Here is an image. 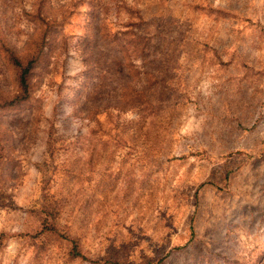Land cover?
I'll return each instance as SVG.
<instances>
[{"label": "rangeland", "instance_id": "rangeland-1", "mask_svg": "<svg viewBox=\"0 0 264 264\" xmlns=\"http://www.w3.org/2000/svg\"><path fill=\"white\" fill-rule=\"evenodd\" d=\"M0 43L38 55L0 107V264H102L44 218L89 259L264 264V0H0Z\"/></svg>", "mask_w": 264, "mask_h": 264}, {"label": "trees", "instance_id": "trees-1", "mask_svg": "<svg viewBox=\"0 0 264 264\" xmlns=\"http://www.w3.org/2000/svg\"><path fill=\"white\" fill-rule=\"evenodd\" d=\"M41 46H39V51ZM0 50L2 56L4 57L7 64H9L15 73V82L17 87V92L12 95L10 98L2 99L0 101V107H14L23 102H25L29 97V77L31 75L32 69L36 65L38 55L31 56L25 60H21L15 54L14 50L7 45L6 43H0ZM41 229L39 232H48L50 234H55L60 236L68 245V255L70 258H77L80 260H86L93 263H102V264H123L119 260H111L109 258H100V259H89L86 257L73 236L62 234L58 231L53 221H47L45 218L41 222Z\"/></svg>", "mask_w": 264, "mask_h": 264}]
</instances>
